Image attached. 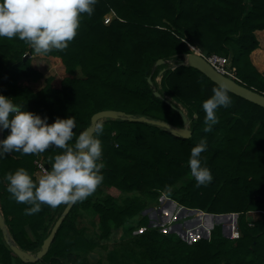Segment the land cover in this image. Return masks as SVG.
Returning a JSON list of instances; mask_svg holds the SVG:
<instances>
[{"label":"trees","instance_id":"1","mask_svg":"<svg viewBox=\"0 0 264 264\" xmlns=\"http://www.w3.org/2000/svg\"><path fill=\"white\" fill-rule=\"evenodd\" d=\"M109 15L113 18L106 24ZM260 31L264 32V0H97L91 16L81 15L68 47L44 55L60 58L69 75L59 88L49 80L38 91L21 85L42 78L28 57L36 53L16 37L0 38V94L41 117L47 115L49 123L75 116L73 131L79 134L95 113L118 110L182 128L177 110L182 107L192 131L185 139L146 123L105 120L100 135L103 180L95 192L74 204L49 252L37 263L15 256L0 230V264H103L90 262L88 255L99 244L78 228V216L94 212L102 238L108 240L146 209L130 195L144 194L156 203L171 189L169 197L183 208L239 215L240 237L227 238L220 224L210 236L187 242L151 227L144 216L138 222L142 231L129 228L131 237L110 250L109 264H264V108L227 91L231 104L216 110L218 122L205 132L202 102L218 85L197 69L181 65L191 47L228 57L241 84L264 94V74L251 60L260 47ZM159 60L164 63L157 65ZM78 69L81 77L74 76ZM201 137L207 141L202 164L213 179L197 186L187 162ZM61 151L50 146L39 154L16 152L0 158V210L12 238L25 251L41 249L67 205L42 204L40 212L26 215L23 209L28 205L10 198L4 174L18 167L36 174L40 156L50 166V158ZM185 177L191 178L181 182ZM106 189L127 197L119 202L103 196ZM251 212L261 213L253 223L247 218Z\"/></svg>","mask_w":264,"mask_h":264},{"label":"clouds","instance_id":"2","mask_svg":"<svg viewBox=\"0 0 264 264\" xmlns=\"http://www.w3.org/2000/svg\"><path fill=\"white\" fill-rule=\"evenodd\" d=\"M97 0H0V38L16 37L25 41L40 55L63 50L75 37L82 14L92 15ZM231 98L223 85L213 87L212 95L202 102L205 111L204 131H212L218 122L216 110L228 107ZM47 115L28 111L24 105L0 94V129L8 134L0 139V158L7 153L39 154L50 146L63 151L50 158V166H41L39 174L24 167L6 172L4 181L10 198L28 205L26 215L40 212L42 204L55 208L61 204L82 201L95 192L103 180L104 167L102 122H94L76 134L75 116L56 117L51 123ZM69 143L70 141H73ZM207 141L191 148L188 165L197 186L213 179L211 170L202 164L201 153Z\"/></svg>","mask_w":264,"mask_h":264},{"label":"rangeland","instance_id":"3","mask_svg":"<svg viewBox=\"0 0 264 264\" xmlns=\"http://www.w3.org/2000/svg\"><path fill=\"white\" fill-rule=\"evenodd\" d=\"M111 18L113 17L107 16V20H110ZM259 35H262L261 37H263V34L258 33V36ZM28 57H31L32 66L42 74V78H40V80L37 82H34L31 79L25 80L21 83L22 86H28L33 90L38 91L42 89L49 80H51V85L54 88H59L62 80L69 75L66 72V68L63 65L61 59L58 57H46L40 54H34L31 56V53H29ZM261 57L264 58L263 52L261 53ZM74 76H82L80 69L76 70ZM157 80L158 82H160L161 78L158 77ZM181 109L185 112L182 107ZM37 160L43 161L45 163V160L42 156H40ZM36 174H39L38 169L36 170ZM190 178L185 177L181 182H188ZM171 190L173 191V189ZM171 190L162 193L156 203H151L148 196L144 194L134 193L133 195H130L131 198L136 197L137 199L145 203V210L149 211H147V213H145V210L142 211L139 216L135 217L132 220H129L123 228L119 230H114L108 240L102 238L103 230L101 228V224L97 215H95L94 212H82L77 218L76 223L78 228L80 230H83L89 239L97 241L99 244V247L96 248L94 252L88 255L90 262H102L103 264H109L108 255L110 250H112L115 245L131 237V232L129 231V228L134 227L136 229V232L142 231V225H139L138 222L144 216H148L150 221L149 223H151L152 225L151 227H157L163 233L166 234H174L176 236L179 235L180 238L187 242H191L199 238H204L207 233L210 236L213 228L215 226L220 225V223L222 225V232L226 237L228 236V232L224 231L222 223H224L225 227L233 226V231H239V215L233 216V222L229 223V225H226V222L224 220L221 221L217 220L216 218L212 219L206 217V212L199 211L197 213H183L184 208L179 206L175 201L171 200V198L169 197V193L171 192ZM109 195L115 197L119 202L125 200V198L127 197L126 194H123L116 189H106L103 196ZM170 201L172 203H170ZM260 215V212H251L247 215V218L250 222L253 223L260 218ZM199 217H201L200 222H198ZM235 220H237V225H235ZM227 238L235 239L233 236ZM30 253L35 254L33 252Z\"/></svg>","mask_w":264,"mask_h":264},{"label":"water","instance_id":"4","mask_svg":"<svg viewBox=\"0 0 264 264\" xmlns=\"http://www.w3.org/2000/svg\"><path fill=\"white\" fill-rule=\"evenodd\" d=\"M26 58H27V56H26ZM163 63H164L163 60H159L157 62V65H161ZM181 65L197 69L198 71L203 73L207 78H209L212 82H214L218 86L223 85L224 88L228 92L235 94V95H237V96H239V97H241V98H243V99H245L251 103L257 104V105L264 108V94H261L255 90H253V89H250V88L246 87L245 85H242V84L222 75L221 73L217 72L203 57H201L196 52V50L194 48L191 47V53L186 54L184 56V62L181 63ZM164 72H165V70H162L160 75H162ZM148 80L152 84L151 79L149 78ZM155 94H156V96L160 95L159 93H155ZM169 104L171 105L170 102H169ZM177 110H178V112H179V114L183 120L184 126L182 128L174 127V126H172L169 123L164 122V121L149 119L145 116L137 117V116H134L131 114H127L123 111H118V110H103V111L95 113L91 117L90 126L94 122H103L105 120H123V121H130V122H140V123H146L149 125L164 128L174 136L189 139L192 136V131L190 129L191 120L188 118L187 114L181 108H177ZM4 133H5V129H0V139L4 138ZM170 203H172V202L170 201ZM74 204L75 203L68 204L66 206L62 215L60 216V218L55 223L50 235L44 241L41 249L35 254H32L28 251H25L17 245V243L14 241V239L12 238V236L10 234V231H9V228L6 224L5 218H4V216L0 210V230L2 232V236H3L5 243L9 246V248L11 249L13 254L15 256H17L22 262H24V263H37V262L41 261L49 252L50 247L55 240V237H56V234H57L59 228L61 227L64 219L70 213ZM147 211H149V210H146L145 213H147ZM160 211H161V209H160ZM197 212H199V211L198 210H189L186 208L183 209V213H197ZM205 216L212 218V219L216 218L217 220L227 221V220H230L233 216H237V215H235V214H225V215L206 214ZM200 218L201 217H199L198 222H200V220H201ZM235 225H237V220H235ZM205 236H209V234L207 233ZM227 237H232V232H230Z\"/></svg>","mask_w":264,"mask_h":264},{"label":"built area","instance_id":"5","mask_svg":"<svg viewBox=\"0 0 264 264\" xmlns=\"http://www.w3.org/2000/svg\"><path fill=\"white\" fill-rule=\"evenodd\" d=\"M110 17H113V15H109ZM112 19V18H111ZM111 19L107 20L106 18V24H109ZM194 48V47H192ZM196 52L203 57L217 72L221 73L222 75L238 82L241 84V79L238 76L236 67L232 64L230 58L221 56L218 54H211L207 55L203 53L200 49L195 48ZM36 166L38 168V173L41 171V166L47 167V165L43 161L36 160ZM232 236L236 239L240 237L239 231H233Z\"/></svg>","mask_w":264,"mask_h":264},{"label":"crops","instance_id":"6","mask_svg":"<svg viewBox=\"0 0 264 264\" xmlns=\"http://www.w3.org/2000/svg\"><path fill=\"white\" fill-rule=\"evenodd\" d=\"M258 33L263 34V37H261L262 35L258 36L259 41H260V47L256 51H254V53H253L254 55L252 54L251 56H252V62L255 65V67L258 69L259 72L264 74V58L261 57V53L262 52L264 53V32L260 31ZM221 221H223V220H221ZM225 222H226V225H229V223H231L233 221H232V218H231L230 220H227ZM222 224H223V228H224L225 232H228V234L230 232H233V226L225 227L224 223H222Z\"/></svg>","mask_w":264,"mask_h":264}]
</instances>
